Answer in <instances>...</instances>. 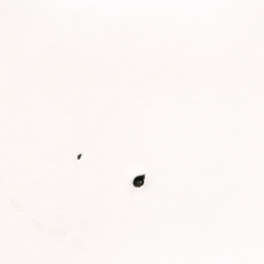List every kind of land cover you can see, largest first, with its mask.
I'll list each match as a JSON object with an SVG mask.
<instances>
[{
    "label": "snow or ice",
    "instance_id": "6c2138e0",
    "mask_svg": "<svg viewBox=\"0 0 264 264\" xmlns=\"http://www.w3.org/2000/svg\"><path fill=\"white\" fill-rule=\"evenodd\" d=\"M0 264H264V0H0Z\"/></svg>",
    "mask_w": 264,
    "mask_h": 264
}]
</instances>
